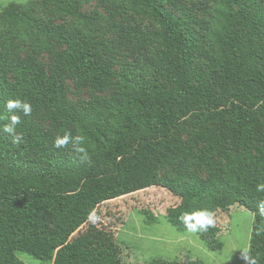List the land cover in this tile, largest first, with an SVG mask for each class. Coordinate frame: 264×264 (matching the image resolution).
Listing matches in <instances>:
<instances>
[{
  "label": "trees",
  "instance_id": "obj_1",
  "mask_svg": "<svg viewBox=\"0 0 264 264\" xmlns=\"http://www.w3.org/2000/svg\"><path fill=\"white\" fill-rule=\"evenodd\" d=\"M89 1L28 0L0 9V44L29 50L22 59L0 51V232L88 215L160 186L179 198L167 218L181 228L185 213L213 215L233 205L251 212L248 255L264 264V0H205L204 9L200 0L175 9L165 4L172 0H96L110 19L132 11L139 20L122 33L140 47L138 66L119 69L100 52L98 12L80 11ZM42 53L47 66L37 59ZM68 77L78 89L112 92L75 106L66 97ZM14 99L29 103L31 113L9 110ZM12 115L20 117L15 143L3 131ZM65 133L82 140L55 147ZM194 164L207 169V179L193 175ZM162 168L171 174L159 177ZM44 263L89 264L66 240Z\"/></svg>",
  "mask_w": 264,
  "mask_h": 264
},
{
  "label": "rangeland",
  "instance_id": "obj_2",
  "mask_svg": "<svg viewBox=\"0 0 264 264\" xmlns=\"http://www.w3.org/2000/svg\"><path fill=\"white\" fill-rule=\"evenodd\" d=\"M26 1L0 0V9L10 2ZM205 2L200 0L201 9H204ZM176 3L189 5L190 0H172V6L165 4L175 9ZM80 11L88 14L96 11L100 15L99 38L105 44L100 52L104 59L112 61L115 69H119L123 62L138 66L135 63L140 51L138 43L122 39L123 31L137 27L139 22L132 11L127 14L117 12L113 20L96 0L82 3ZM197 13L201 18V11ZM107 21H115L114 30L108 28ZM54 23L70 26L68 19L55 18ZM0 51L13 59H22L29 52L26 46L12 41L0 44ZM37 59L45 66L49 63L46 53L37 56ZM66 87L67 100L78 107H83L96 96L105 97L112 92L110 89H78L69 77ZM40 122L49 127L47 121L41 119ZM191 172L200 179L209 176L207 169L197 164L193 165ZM170 174L167 168L160 169L158 173L159 177ZM179 202V198L165 188L152 186L106 201L88 215L0 232V264H48L44 260L54 256L65 240L89 264H143L157 258L178 264L187 260L204 264H246L241 252L247 249L248 253L249 250L253 223L251 212L238 205L216 210L212 215L215 231L209 235L202 229L189 232L169 222L167 211Z\"/></svg>",
  "mask_w": 264,
  "mask_h": 264
},
{
  "label": "clouds",
  "instance_id": "obj_3",
  "mask_svg": "<svg viewBox=\"0 0 264 264\" xmlns=\"http://www.w3.org/2000/svg\"><path fill=\"white\" fill-rule=\"evenodd\" d=\"M9 110H21L24 115H29L32 111L31 105L20 99L9 100L7 103ZM20 123V117L18 115H12L10 117V123L3 127V131L10 135L13 142H18L21 138L19 133L16 132V125ZM82 138L72 137L70 133H65L62 137H57L54 141V146L62 148L67 146L70 142L79 144ZM260 190L264 191V186H261ZM258 210L261 215H264V201L258 204ZM182 223L185 225L189 232H196L200 229L206 230L208 227L213 226L214 221L212 219V213L209 211L193 212L191 214L185 213L182 215ZM242 259L246 261V264H256L254 258L250 257L247 253V249L241 252Z\"/></svg>",
  "mask_w": 264,
  "mask_h": 264
}]
</instances>
